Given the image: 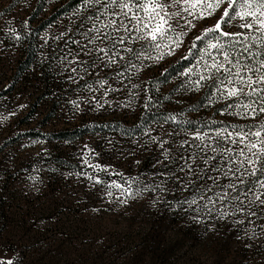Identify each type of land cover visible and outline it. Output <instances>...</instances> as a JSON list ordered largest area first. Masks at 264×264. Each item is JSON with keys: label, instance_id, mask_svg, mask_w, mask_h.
Here are the masks:
<instances>
[{"label": "trees", "instance_id": "trees-1", "mask_svg": "<svg viewBox=\"0 0 264 264\" xmlns=\"http://www.w3.org/2000/svg\"><path fill=\"white\" fill-rule=\"evenodd\" d=\"M79 2L0 0V23L9 21L8 26L0 24V34L14 28L23 37L17 41L10 32L8 37L2 34L13 54L8 63L10 66L5 70L10 71L9 79L0 88V100L7 96L14 97L21 90L28 100L24 108L26 114L21 118L22 124L28 125V128L18 130L10 137L0 136V156L7 148L24 140L43 144L39 152L23 160L17 159L20 162L11 159L14 169L5 167L9 165L8 159L0 168V240L6 239L5 246L13 252L14 264H24L33 255L34 249L44 244L61 246V251L55 252V249L46 252V255L50 254L56 259L92 263L94 257L103 260L110 254L106 248L115 249L118 242L124 241L115 236L116 233H110L107 222L104 224V219L110 215L118 216L121 224L135 232L132 235L136 236L130 237L129 233L125 239L137 246L158 240L162 243L173 241L163 234L169 227L177 228L196 242L203 232L217 233L243 249L242 256L247 264L262 263L264 237L249 239L244 228H250L251 225L233 223V219L238 217L220 220L214 216H203V222H197L192 218L196 213L185 212L175 205V200L186 193L163 194V199L172 203L153 204L157 194L146 193L143 198L121 205L118 202L109 203L99 186L90 188L87 180L69 175L78 171H91L82 167L80 159L81 149L87 144L99 153L94 162L110 165L113 171L122 172L126 176H141L145 182H151V174L157 170L153 165L159 149L155 144L141 147L135 143L137 140L141 143L147 140V137L141 136L142 128L152 126L158 132L160 129L157 122L163 123L168 114L179 116L184 113L181 119L196 121L207 119L213 112L203 107L199 111H189L192 106L206 103L204 92L174 91L180 84L178 72L188 65V61L177 63L186 48L160 64L144 67L132 75V83L139 84V89H131L129 85L123 92L110 93L103 98L99 92L95 93L101 102L104 99L111 101V107L105 105L103 109L97 110L84 102L82 98H90L91 95L84 87L85 80L95 86V79L103 77L107 70L101 71L99 77L86 76L85 80L73 83L68 76L75 74L70 73L69 65L60 58L69 47L75 52L76 45L66 46L64 40L52 39L65 32L69 26L72 28L69 37L81 39L79 35H73L79 19L72 16V13ZM69 17L75 23L70 24ZM26 20L27 27L24 23ZM212 23L214 20L208 19L200 27ZM195 34L194 31L190 35ZM44 38H47V43ZM165 68L168 69L167 73L161 75ZM156 81L160 82L158 92L153 89ZM125 84H128L127 80ZM145 87L150 89L147 95L153 100L148 109L144 108L147 99ZM129 92L138 95L133 97ZM72 100L80 102V110L73 107L70 103ZM129 101L131 107L118 106ZM12 103L10 112L19 106L15 98ZM163 127L169 128L170 125L164 124ZM125 131H130L132 135H124ZM156 134L153 132V135ZM31 177H36V180ZM104 179L118 177L104 176ZM169 187L173 185L170 183ZM25 200L30 204L20 209L25 205ZM13 206L15 208L10 211ZM9 232L12 236L8 239L6 236Z\"/></svg>", "mask_w": 264, "mask_h": 264}, {"label": "snow or ice", "instance_id": "snow-or-ice-1", "mask_svg": "<svg viewBox=\"0 0 264 264\" xmlns=\"http://www.w3.org/2000/svg\"><path fill=\"white\" fill-rule=\"evenodd\" d=\"M72 16L79 19L73 35L81 39L69 37L70 26L52 37L64 40L66 46L76 45L75 52L69 47L60 58L75 74L68 79L79 83L107 70L95 79V86L85 80L84 87L91 95L82 98L84 102L97 110L111 107V101L101 102L95 93L103 98L123 92L129 85L139 89V84L132 83V75L186 48L177 63L188 61V65L178 72L180 84L174 91L204 92L206 103L189 111L203 107L213 112L196 121L181 119L184 113L168 114L163 123L157 122L158 132L152 126L142 128L141 136L147 140L135 143L141 147L151 143L159 149L151 182L94 162L99 153L87 144L80 159L82 167L91 171L69 175L87 180L90 188L99 186L109 203L121 205L146 193L157 194L153 204L172 203L163 199V194L186 193L175 205L196 213L192 218L197 222H203V216L220 220L238 217L233 223L251 225L244 228L249 239L264 237V223H257L264 221V0H80ZM208 19L214 23L201 28ZM69 20L75 23L71 17ZM24 23L27 27V20ZM8 32L17 41L23 39L14 28ZM167 71L165 68L161 75ZM159 83H153L157 92ZM149 91L144 88L145 109L153 103ZM70 103L80 110V102ZM118 106L131 107V101ZM164 124L170 127L164 128ZM123 134L132 135L130 131ZM104 176L118 179L106 180ZM0 264H14V260L0 257Z\"/></svg>", "mask_w": 264, "mask_h": 264}, {"label": "rangeland", "instance_id": "rangeland-1", "mask_svg": "<svg viewBox=\"0 0 264 264\" xmlns=\"http://www.w3.org/2000/svg\"><path fill=\"white\" fill-rule=\"evenodd\" d=\"M8 23L9 21L6 20L0 24L5 27L8 26ZM3 33L7 37L9 36L8 31ZM3 33L0 34V88L6 84L9 79L8 75L10 71L7 72L5 70L9 68L10 65H8V63L12 59L11 55L13 54L7 40L2 37ZM24 95L25 93L21 90L18 91L14 97L9 98L7 96L0 100L1 137H10L18 132V130L28 128V125L22 124L21 122V118L26 114L24 108L27 106L26 104L28 102ZM14 98L16 104L19 106L17 109L13 110V112H10L13 104L12 100ZM21 105L25 107H20ZM12 113H15V115H11ZM5 116L8 117L7 120H3ZM31 125H34V123ZM41 146L43 147L41 143L38 144L37 142L24 140L15 146L7 148L0 156V168L4 165L6 159H8L7 163H9V165L5 167L14 169L13 167H15V165L11 164V159H26V157H30V155L39 152L42 148ZM20 160L17 161L20 162ZM15 163L19 164L18 162ZM1 184L2 183H0V185ZM23 192L26 193V191ZM8 200L9 198L7 197V201ZM28 204H30L29 201L25 200V205L19 208L23 209V207H28ZM14 208L15 206L10 208V211ZM106 222L108 229L111 231L110 233H116L115 236L124 239V241L118 242V247L115 249L106 248L110 254L103 260L94 257V263H92L87 261L68 262L56 259L50 256V254L46 255V252L49 253L55 249V252L61 251V246L44 244L40 248H35L33 255L27 259L24 264H247L246 259H243L242 256L243 249L221 238L217 233L203 232L199 241L196 242L192 241L187 235L181 233L177 228L169 227L163 234L168 237V239H173V241L162 243L158 240L145 246H137L134 243H129L128 239H125L129 233H131L130 237L136 235H132L135 234V232L131 229H127V226H124V224H121L118 216H107L104 219V224ZM11 236L12 234L9 232L6 237L10 238ZM5 240V238L0 240V257L12 259L13 252L6 248ZM89 256L91 257V254H89ZM73 258H75V256H73ZM253 264H264V261L262 263L254 262Z\"/></svg>", "mask_w": 264, "mask_h": 264}]
</instances>
